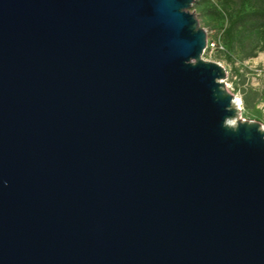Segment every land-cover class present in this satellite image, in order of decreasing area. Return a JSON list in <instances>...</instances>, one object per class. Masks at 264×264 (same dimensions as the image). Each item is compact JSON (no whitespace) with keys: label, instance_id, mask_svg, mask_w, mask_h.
<instances>
[{"label":"water","instance_id":"obj_1","mask_svg":"<svg viewBox=\"0 0 264 264\" xmlns=\"http://www.w3.org/2000/svg\"><path fill=\"white\" fill-rule=\"evenodd\" d=\"M193 1L0 0V264H264V130Z\"/></svg>","mask_w":264,"mask_h":264},{"label":"rangeland","instance_id":"obj_2","mask_svg":"<svg viewBox=\"0 0 264 264\" xmlns=\"http://www.w3.org/2000/svg\"><path fill=\"white\" fill-rule=\"evenodd\" d=\"M206 1L205 5H198L199 0H194L188 9L206 33L209 48L201 58L205 62L216 63L225 70V89L238 100L240 119L257 122L264 130V51L258 52L255 58L244 57L237 48L228 52L221 38L223 29L227 26L221 5L223 0ZM206 11L217 12L220 19L209 18L204 13ZM243 96L248 98V110L243 107Z\"/></svg>","mask_w":264,"mask_h":264},{"label":"trees","instance_id":"obj_3","mask_svg":"<svg viewBox=\"0 0 264 264\" xmlns=\"http://www.w3.org/2000/svg\"><path fill=\"white\" fill-rule=\"evenodd\" d=\"M206 3V0H199L197 4L205 5ZM221 5L227 20V26L223 29L221 38L227 51L237 48L246 58H255L258 52H263L264 0H223ZM204 13L211 19L212 17L220 19L217 12ZM242 103L246 110L250 109L247 96H243Z\"/></svg>","mask_w":264,"mask_h":264},{"label":"bare ground","instance_id":"obj_4","mask_svg":"<svg viewBox=\"0 0 264 264\" xmlns=\"http://www.w3.org/2000/svg\"><path fill=\"white\" fill-rule=\"evenodd\" d=\"M235 108L237 109V111L239 112L240 114V107H239V103H235Z\"/></svg>","mask_w":264,"mask_h":264},{"label":"built area","instance_id":"obj_5","mask_svg":"<svg viewBox=\"0 0 264 264\" xmlns=\"http://www.w3.org/2000/svg\"><path fill=\"white\" fill-rule=\"evenodd\" d=\"M207 48H208V46H207ZM207 48H206V49H207Z\"/></svg>","mask_w":264,"mask_h":264}]
</instances>
